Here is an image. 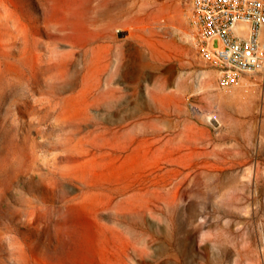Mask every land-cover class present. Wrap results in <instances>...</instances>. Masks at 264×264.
Listing matches in <instances>:
<instances>
[{
    "label": "rangeland",
    "instance_id": "obj_1",
    "mask_svg": "<svg viewBox=\"0 0 264 264\" xmlns=\"http://www.w3.org/2000/svg\"><path fill=\"white\" fill-rule=\"evenodd\" d=\"M191 2L131 0L85 71L54 0H0V264H264V93Z\"/></svg>",
    "mask_w": 264,
    "mask_h": 264
},
{
    "label": "built area",
    "instance_id": "obj_2",
    "mask_svg": "<svg viewBox=\"0 0 264 264\" xmlns=\"http://www.w3.org/2000/svg\"><path fill=\"white\" fill-rule=\"evenodd\" d=\"M191 10L199 54L220 87L264 84V0H192Z\"/></svg>",
    "mask_w": 264,
    "mask_h": 264
},
{
    "label": "bare ground",
    "instance_id": "obj_3",
    "mask_svg": "<svg viewBox=\"0 0 264 264\" xmlns=\"http://www.w3.org/2000/svg\"><path fill=\"white\" fill-rule=\"evenodd\" d=\"M131 0H54L44 19H54L52 28L75 50H84L81 65L90 71L100 64L95 55L100 38L112 36L114 22ZM164 10V9H162ZM166 23V22H165ZM94 55H91V53ZM213 117L208 120L212 121Z\"/></svg>",
    "mask_w": 264,
    "mask_h": 264
},
{
    "label": "crops",
    "instance_id": "obj_4",
    "mask_svg": "<svg viewBox=\"0 0 264 264\" xmlns=\"http://www.w3.org/2000/svg\"><path fill=\"white\" fill-rule=\"evenodd\" d=\"M233 89H240V90H253L256 93H260L263 94L264 93V84L263 83H259V82H250V83H246L243 86H239V87H234ZM231 89V90H233ZM226 90V89H225Z\"/></svg>",
    "mask_w": 264,
    "mask_h": 264
}]
</instances>
